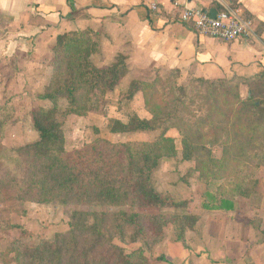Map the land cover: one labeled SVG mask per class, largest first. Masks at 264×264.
Returning a JSON list of instances; mask_svg holds the SVG:
<instances>
[{
	"label": "trees",
	"instance_id": "obj_1",
	"mask_svg": "<svg viewBox=\"0 0 264 264\" xmlns=\"http://www.w3.org/2000/svg\"><path fill=\"white\" fill-rule=\"evenodd\" d=\"M52 52L50 82L39 97L52 107L31 110L38 139L18 148H5L1 142L15 109L9 104L0 108V175L9 178L21 201L39 206H60L69 217L66 233L56 234L52 242L40 241L36 246L26 248L25 259L28 264L166 262L165 257L153 258L141 248L127 253L123 245L143 243L153 249L164 241V229L169 224L174 226L177 241L185 245L186 230H194L199 221V217L185 211L188 203L176 204L170 196H162L153 184V175L161 161L177 155L176 141L168 136L171 130L177 129L181 136L183 159L188 162L195 159L198 149L195 144L202 137L197 136L185 118L187 89L175 84L179 95L169 109L156 101L154 86L159 77L154 82L134 81L128 99L133 101L138 93H142L151 119L132 114L126 123L113 120L110 132H159L160 135L151 142L112 143L98 134L90 144L69 151L65 136L68 117L106 115L110 95L129 72L128 58L120 55L111 67L97 66L94 57L101 54V44L99 37L91 31L60 35ZM172 74L180 78L178 71H172ZM194 80L212 87L225 83V80ZM227 82H240L255 88L251 89L249 100L240 103L236 111L233 125L238 137L232 141H239L240 152H255L264 165V76L234 77ZM255 90L263 95L262 98L253 94ZM63 101L66 103L64 109L59 105ZM212 110L201 123L214 126L213 112L217 113L218 109L213 107ZM92 130L100 132L97 128ZM247 133L251 135L247 136ZM242 142L244 146H241ZM229 153L225 150L226 155ZM210 163L214 166L216 161L211 159ZM236 189L243 191V187ZM232 193L234 195L235 190ZM207 198L203 207L209 211L236 209L233 200L218 202L210 193Z\"/></svg>",
	"mask_w": 264,
	"mask_h": 264
},
{
	"label": "rangeland",
	"instance_id": "obj_2",
	"mask_svg": "<svg viewBox=\"0 0 264 264\" xmlns=\"http://www.w3.org/2000/svg\"><path fill=\"white\" fill-rule=\"evenodd\" d=\"M19 76L17 62L6 63L0 69V108L9 104L15 109L1 142L8 149L36 141L38 134L33 127L31 110L52 107L51 103L39 100L49 85L48 74L34 79L38 85L35 87L34 83L30 87L25 85ZM157 77L156 101L169 109L179 95L175 84L187 89L185 118L202 138L195 144L198 147L195 159L188 162L183 159L178 130L170 131V137L176 139L177 155L161 161L153 175V184L162 196H170L176 204L188 203L185 211L199 217V221L194 230H186L185 245L177 241L174 226L169 224L159 246L150 249L143 243L123 245L127 253L141 248L148 256L167 259L160 264H264V165L255 152H240L239 141H232L238 137L233 125L236 111L240 103L249 100L254 87L240 82L228 83L229 80H225L223 86L216 84L213 87L194 79L181 83L172 73L159 74L150 82ZM129 92L109 98L106 117L68 118L65 125L67 150L90 144L98 134L112 143L154 141L159 132L118 135L110 132L111 121L126 122L134 108L140 107L139 101L133 103L128 99ZM254 92L257 98H262L259 91ZM59 105L63 109L66 107L64 101ZM213 107L218 109L217 113L213 112L214 126L201 123L212 113ZM92 127H97L100 132L95 133ZM225 150L230 153L226 155ZM211 159L216 161L214 166ZM237 187H243L242 193ZM208 193L218 202L233 200L236 209L231 212L205 209L203 205L208 202ZM68 221L67 212L60 206H39L21 201L9 178L0 175V264H28L24 256L26 248L36 246L40 241L52 242L56 234L68 231Z\"/></svg>",
	"mask_w": 264,
	"mask_h": 264
},
{
	"label": "crops",
	"instance_id": "obj_3",
	"mask_svg": "<svg viewBox=\"0 0 264 264\" xmlns=\"http://www.w3.org/2000/svg\"><path fill=\"white\" fill-rule=\"evenodd\" d=\"M191 8L234 10L253 21V33L232 42L200 36L180 21ZM84 31L100 39L97 66L111 67L120 55L128 58L129 72L110 98L130 91L136 80L153 81L157 73L178 71L181 83L264 76V0H0V69L17 62L19 79L28 87L47 74L50 82L57 38ZM135 101L140 107L133 114L151 119L142 93Z\"/></svg>",
	"mask_w": 264,
	"mask_h": 264
},
{
	"label": "built area",
	"instance_id": "obj_4",
	"mask_svg": "<svg viewBox=\"0 0 264 264\" xmlns=\"http://www.w3.org/2000/svg\"><path fill=\"white\" fill-rule=\"evenodd\" d=\"M153 10H157L156 5ZM180 21L193 28L200 36L224 42L249 37L253 33V21L244 18L234 10L219 12L215 18L200 8L185 9Z\"/></svg>",
	"mask_w": 264,
	"mask_h": 264
},
{
	"label": "water",
	"instance_id": "obj_5",
	"mask_svg": "<svg viewBox=\"0 0 264 264\" xmlns=\"http://www.w3.org/2000/svg\"><path fill=\"white\" fill-rule=\"evenodd\" d=\"M210 14H211L212 18H215V17L217 16V13H216V11H214V10H213V11H211V13H210Z\"/></svg>",
	"mask_w": 264,
	"mask_h": 264
}]
</instances>
